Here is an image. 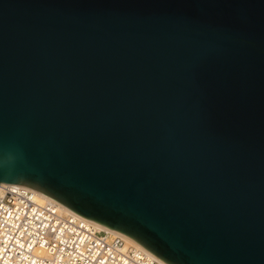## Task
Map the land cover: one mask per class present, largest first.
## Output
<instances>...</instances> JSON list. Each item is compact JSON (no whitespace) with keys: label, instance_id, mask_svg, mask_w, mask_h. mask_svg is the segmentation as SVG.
I'll return each mask as SVG.
<instances>
[{"label":"water","instance_id":"water-1","mask_svg":"<svg viewBox=\"0 0 264 264\" xmlns=\"http://www.w3.org/2000/svg\"><path fill=\"white\" fill-rule=\"evenodd\" d=\"M166 264H264V0H0V184Z\"/></svg>","mask_w":264,"mask_h":264},{"label":"built area","instance_id":"built-area-1","mask_svg":"<svg viewBox=\"0 0 264 264\" xmlns=\"http://www.w3.org/2000/svg\"><path fill=\"white\" fill-rule=\"evenodd\" d=\"M33 191L20 185L0 191V264H166L70 210L61 213L54 202L36 203Z\"/></svg>","mask_w":264,"mask_h":264},{"label":"bare ground","instance_id":"bare-ground-1","mask_svg":"<svg viewBox=\"0 0 264 264\" xmlns=\"http://www.w3.org/2000/svg\"><path fill=\"white\" fill-rule=\"evenodd\" d=\"M6 185H7V184H3V183L0 184V191H1V190L3 189V187L6 186ZM33 192H34V193H33V200H34L36 203L44 204V203H47V202H49V203L54 202L55 204H57L56 208L58 209V211H60V212L63 213V214L66 213V212H69V211H68L69 209H67L66 207L62 206L61 204H59V203L56 202L55 200H53V199L47 197L46 195H44V194H42V193L37 192V191H33ZM54 203H53V204H54ZM84 220H86L87 223H88L89 225H91V226H92L95 230H97V231H105V232H107V233L117 234L118 236H120V237L123 239V241H124L126 247H133V248H135V249H139V248H140V249L144 250L145 252H148V251H146L143 247H141L138 243H136L135 241H133L132 239H130V238L124 236V235H121V234H119V233H117V232H115V231H112V230H110V229L104 227L103 225H101V224H99V223H96V222H94V221L87 220V219H84ZM148 253H149V252H148ZM149 254H151V253H149Z\"/></svg>","mask_w":264,"mask_h":264}]
</instances>
